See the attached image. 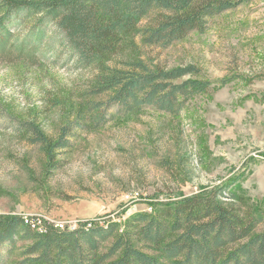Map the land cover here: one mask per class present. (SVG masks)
Segmentation results:
<instances>
[{"label": "rangeland", "instance_id": "1", "mask_svg": "<svg viewBox=\"0 0 264 264\" xmlns=\"http://www.w3.org/2000/svg\"><path fill=\"white\" fill-rule=\"evenodd\" d=\"M156 15L151 11L140 26L151 25ZM40 52L35 65L0 58V112L6 119L34 121L55 138L85 100H105L108 93H89L96 69H73L70 60L44 46ZM135 61L163 69L195 66L198 73L182 79L211 85L175 115L147 106L79 132L57 154L55 169L48 168L38 145L0 118V216L63 227L124 221L170 195L225 181L264 208V0L212 16L203 31L166 48L130 35L106 64L129 68Z\"/></svg>", "mask_w": 264, "mask_h": 264}, {"label": "trees", "instance_id": "2", "mask_svg": "<svg viewBox=\"0 0 264 264\" xmlns=\"http://www.w3.org/2000/svg\"><path fill=\"white\" fill-rule=\"evenodd\" d=\"M249 1L0 0V58L35 65L44 46L70 60L73 69H96L88 91L108 93L105 100H85L55 138L34 121L6 119L0 112L3 125L38 145L48 168L55 169L57 154L71 147L79 132L147 106L179 113L188 99L211 85L209 80L182 79L198 73L195 66L163 69L135 61L117 68L106 62L130 35L144 45L166 48L193 30L203 31L210 17ZM151 11L157 12L155 21L140 26ZM0 264H264V208L225 181L170 195L124 221L84 220L62 228L48 222L39 231L28 218L3 215Z\"/></svg>", "mask_w": 264, "mask_h": 264}, {"label": "built area", "instance_id": "3", "mask_svg": "<svg viewBox=\"0 0 264 264\" xmlns=\"http://www.w3.org/2000/svg\"><path fill=\"white\" fill-rule=\"evenodd\" d=\"M29 222L30 223H37L38 225H40V227H44V223L38 219H34V218H30L29 217ZM56 227H63V226H58V224H54Z\"/></svg>", "mask_w": 264, "mask_h": 264}, {"label": "bare ground", "instance_id": "4", "mask_svg": "<svg viewBox=\"0 0 264 264\" xmlns=\"http://www.w3.org/2000/svg\"><path fill=\"white\" fill-rule=\"evenodd\" d=\"M33 226H35V228L39 231L43 230V227H40V225H38L37 223H32Z\"/></svg>", "mask_w": 264, "mask_h": 264}]
</instances>
